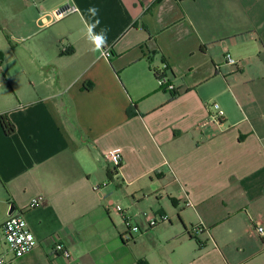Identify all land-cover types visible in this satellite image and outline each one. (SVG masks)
I'll return each mask as SVG.
<instances>
[{"label":"crops","instance_id":"1","mask_svg":"<svg viewBox=\"0 0 264 264\" xmlns=\"http://www.w3.org/2000/svg\"><path fill=\"white\" fill-rule=\"evenodd\" d=\"M0 115L6 264H264V0H0Z\"/></svg>","mask_w":264,"mask_h":264},{"label":"built area","instance_id":"2","mask_svg":"<svg viewBox=\"0 0 264 264\" xmlns=\"http://www.w3.org/2000/svg\"><path fill=\"white\" fill-rule=\"evenodd\" d=\"M76 12L75 7H69L65 9H61L56 12L55 18L60 19L66 17L72 13ZM104 58L110 57L109 50H102L101 52ZM226 62L229 65H235L236 61L231 58L230 55L226 54L225 56ZM158 84L164 87V90L171 92L174 87L172 85L167 84V79L162 73L159 74L157 77ZM214 109H218L216 105L213 106ZM222 113L217 111L215 115H210L206 122L219 124V118L221 117ZM106 161L110 164L113 168V171H117L121 164V155L119 152L115 150L108 151L105 155ZM106 187V184H98L93 186L92 190L94 192H101ZM39 204V199L32 200L30 207L34 208ZM191 204L188 202L186 206H190ZM111 208L120 214L123 218L124 224L127 229L126 237L133 232H138V227L132 224L131 218L128 215L127 211L122 209L119 205L111 206ZM146 216V214H144ZM148 227L152 228L158 224L166 223L168 221L167 217L164 215L159 216L157 219L147 218ZM203 231L201 226H194L191 229L192 234H200ZM255 232L256 235L261 240L262 248H264V226L256 224L255 225ZM128 236V238H129ZM37 245V241L34 235L28 229L27 223L22 215H10L4 221L0 228V264H6L8 256H12L14 258H22L23 256L27 255ZM55 253H60L61 255H66V251L64 250V246L62 244H56L53 248Z\"/></svg>","mask_w":264,"mask_h":264},{"label":"trees","instance_id":"3","mask_svg":"<svg viewBox=\"0 0 264 264\" xmlns=\"http://www.w3.org/2000/svg\"><path fill=\"white\" fill-rule=\"evenodd\" d=\"M161 75L162 73L161 72H156L155 73V76L157 77L158 75ZM157 79V78H156ZM0 125L2 126L3 130H4V133L6 135H11L13 132H14V127L12 126V124L8 121L7 117L6 116H1L0 115ZM190 238L191 239H194L196 240V243L201 246V242L199 240L196 239V236L195 235H191L189 234Z\"/></svg>","mask_w":264,"mask_h":264},{"label":"rangeland","instance_id":"4","mask_svg":"<svg viewBox=\"0 0 264 264\" xmlns=\"http://www.w3.org/2000/svg\"><path fill=\"white\" fill-rule=\"evenodd\" d=\"M10 258H11V256H8V258H7V261H9V260H10Z\"/></svg>","mask_w":264,"mask_h":264},{"label":"water","instance_id":"5","mask_svg":"<svg viewBox=\"0 0 264 264\" xmlns=\"http://www.w3.org/2000/svg\"><path fill=\"white\" fill-rule=\"evenodd\" d=\"M12 211H13V210H12V208H11V210L9 211V214H11V213H12Z\"/></svg>","mask_w":264,"mask_h":264}]
</instances>
